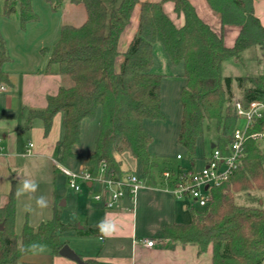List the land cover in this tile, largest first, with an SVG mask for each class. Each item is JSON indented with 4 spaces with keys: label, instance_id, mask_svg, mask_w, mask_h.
Listing matches in <instances>:
<instances>
[{
    "label": "trees",
    "instance_id": "obj_1",
    "mask_svg": "<svg viewBox=\"0 0 264 264\" xmlns=\"http://www.w3.org/2000/svg\"><path fill=\"white\" fill-rule=\"evenodd\" d=\"M53 9L61 8L67 0H46ZM84 3L88 18L82 25L64 22L48 60L46 74H58L61 83L55 94L47 96L43 108L31 109L25 129L36 118L44 122L49 133L56 114L62 113L63 137L59 141L64 156L74 154L80 142L82 122L96 118L101 122L95 148L89 153L87 169L97 175L105 164V175L120 176L124 151L139 161L151 175L157 165L150 145L153 135L144 127L146 119L165 117L162 111L161 83L163 74L153 70L154 46L162 43L170 61L184 64V84L179 98L182 114L177 141L196 158V147L210 122L216 123L222 137L215 145L224 148L239 118L233 106L234 83L245 103L264 101V72L257 76H224L222 65L229 57L239 58L244 50L259 45L264 56V25L255 11L256 0H207L221 20L216 31L203 20L189 0L141 1L139 28L124 53L120 69L116 59L120 54V36L130 21L140 0H113L108 9L104 0H69ZM171 1L179 25L166 12L165 2ZM19 12L22 28L39 16L31 0H4V12ZM226 25L240 26L234 44L224 40ZM11 61L5 38L0 32V85L9 82L4 64ZM58 65L52 71L51 64ZM264 127V116L257 120L249 133ZM175 166L166 165L173 170ZM246 194L248 202L238 201L230 189ZM264 189V151L257 140L248 137L242 165L229 182L211 187L209 203L193 207L189 223H168L160 238L165 241L196 244L200 252L212 245L213 264H264V205L256 190ZM16 190L13 185L9 200L0 207V264H20V258L42 248L59 254L65 241L62 233L75 229L77 235H99L104 223L78 228L64 223L59 215L37 228L25 223L21 234L15 231ZM36 264V263H23Z\"/></svg>",
    "mask_w": 264,
    "mask_h": 264
},
{
    "label": "crops",
    "instance_id": "obj_2",
    "mask_svg": "<svg viewBox=\"0 0 264 264\" xmlns=\"http://www.w3.org/2000/svg\"><path fill=\"white\" fill-rule=\"evenodd\" d=\"M141 1L145 0H140L136 4L130 21L120 36L118 43L120 54L116 59L117 69H120L124 53L138 31ZM189 1L195 6L200 17L214 30L221 29V20L207 0ZM115 6L116 4L113 3V7L108 9L111 10ZM61 8L65 19L63 23L69 22L79 26L88 18L84 3L67 0ZM164 8L177 24H183V15L176 13L171 1L165 2ZM255 11L264 25V0L255 1ZM239 31L240 26L226 25L225 44L232 46ZM8 62L4 64V70L8 73L9 82L3 83L7 89H0V138L4 145V150L0 152V207L8 202L9 193L14 185L16 190L15 231L17 234H21L26 222L37 228L41 222L53 219L56 214L64 223L77 225L78 228L99 222L104 223L103 231L99 235L81 236L76 234L75 229L62 234V240L69 246L71 245L79 255L80 262L60 253L54 254L49 248H42L23 255L20 258V264H213L212 245L206 251L200 252L196 244H182L160 238L165 224L189 223L192 220V209L196 207L189 198L176 199L170 190L165 189L162 174L160 181L150 175L156 187L145 189L143 187L140 190L135 210L128 196H125L117 207L107 208L103 201H97L94 198L95 186L97 185L99 191L102 188L101 185L84 184L83 186L88 189L87 192L93 196V201L85 209V218L81 220L83 222L79 220L77 212L79 194H76L72 216H67L63 208L67 205V201L62 200L63 204H58L64 196L58 186V174L66 177L67 181L68 177L56 164L60 163L56 155L59 152L62 153L59 144L64 132L62 113L59 112L54 117L49 133L45 132L44 122L40 118H36L32 126L25 129L24 125L31 109L38 107L31 104L24 105L25 96L17 93L15 84L6 69ZM164 75L169 76L170 74L164 72ZM182 78L184 79L183 73ZM234 88H237L236 83H234ZM55 93L44 91V103L40 108L46 106L47 96ZM239 97L240 95H235V98ZM178 165L180 163L174 166ZM86 168L87 162L81 169ZM164 169L165 167L161 169V173ZM25 179L35 182V191L18 194L22 181ZM84 191V188L81 191L74 190L76 193H84ZM41 198L47 202V206H41L38 203ZM63 235H69L72 241L67 237L65 239ZM148 239L154 240V245H148Z\"/></svg>",
    "mask_w": 264,
    "mask_h": 264
},
{
    "label": "rangeland",
    "instance_id": "obj_3",
    "mask_svg": "<svg viewBox=\"0 0 264 264\" xmlns=\"http://www.w3.org/2000/svg\"><path fill=\"white\" fill-rule=\"evenodd\" d=\"M104 2L108 8L113 7L114 2L112 0H104ZM31 4L39 19L28 22L25 28H22L19 12L6 15L4 12V0H0V32L6 40L11 57V61L6 64V69L15 84L17 93H22L25 96V106L31 104L39 109L44 103L43 92L55 93L61 83V76L57 74L47 75L45 74V69L65 19L63 9H53L52 5L46 0H31ZM169 13L171 14V12ZM50 68L55 72L58 70V65L53 63ZM153 70L163 75L164 72L170 74L169 76L164 75L161 83L162 111L165 117L156 120L146 119L144 121L145 129L153 135L150 152L153 160L157 163L150 172L154 179L160 181L162 168L166 165L174 166L179 163L189 164L190 154L177 141L182 114L179 92L184 83L182 78L184 64L175 65L171 63L163 44L159 42L154 46ZM263 71L264 56L259 45L247 48L239 58H227L222 65V74L234 78L245 75L257 76ZM234 92L236 96L240 95L238 88ZM100 122L101 111L98 112L96 118L85 119L82 122L80 142L74 146V154L64 156L63 153L59 152L56 155L59 162L73 169H81L87 162L88 154L95 148ZM220 137H222V133L217 129L216 123L214 121L210 122L204 137L197 143L195 154L196 168H200L205 164V158L213 149L212 144L216 143ZM257 143L264 151V141L260 140ZM178 154H182L183 158H177ZM119 158L123 162V176L135 173L143 180V189L156 187L153 179L143 170L139 161L130 151H124L119 155ZM58 186L64 194L58 204H63L62 200L67 201V205L63 207L67 216H72L76 194H79L77 212L79 220H83L86 215V207L92 204L93 201V196L87 192L88 189L83 186L85 189L84 193L74 192L67 178L60 174H58ZM94 190L98 191L97 185ZM230 191L236 196L238 201L248 202L246 194L238 198L237 195H240V192L234 191L233 188ZM255 193L258 198L263 199L264 205V189L256 190ZM66 237L72 241L69 235L64 236L65 239Z\"/></svg>",
    "mask_w": 264,
    "mask_h": 264
},
{
    "label": "built area",
    "instance_id": "obj_4",
    "mask_svg": "<svg viewBox=\"0 0 264 264\" xmlns=\"http://www.w3.org/2000/svg\"><path fill=\"white\" fill-rule=\"evenodd\" d=\"M0 89L7 88L0 85ZM233 106L238 115L239 124L224 148L215 145L205 158V164L200 168H196V160L190 159L189 164H180L173 170L165 168L162 171L165 189L170 190L176 199L189 198L196 207L206 206L210 200L211 187L229 182L235 171L242 165L248 137L264 141V127L249 133V129L264 116V101L253 100L247 104L240 98H234ZM3 150L4 145L0 138V152ZM177 157L183 158L182 154H178ZM56 164L68 177L69 185L75 191H81L83 185L87 183L98 184L102 188L94 193V198L97 201H103L107 208L117 207L120 201L128 196L133 203V209H136L140 190L144 187L143 180L137 174L106 176L104 164L99 173L94 175L87 168L74 170L60 163ZM147 243L154 245L155 241L148 239Z\"/></svg>",
    "mask_w": 264,
    "mask_h": 264
},
{
    "label": "clouds",
    "instance_id": "obj_5",
    "mask_svg": "<svg viewBox=\"0 0 264 264\" xmlns=\"http://www.w3.org/2000/svg\"><path fill=\"white\" fill-rule=\"evenodd\" d=\"M35 188H36V184H35L34 181L29 180V179H25V180L22 181V186L19 189L18 194H24V193H27V192L35 191ZM38 203L41 206H47V202L43 198H41L38 201Z\"/></svg>",
    "mask_w": 264,
    "mask_h": 264
},
{
    "label": "water",
    "instance_id": "obj_6",
    "mask_svg": "<svg viewBox=\"0 0 264 264\" xmlns=\"http://www.w3.org/2000/svg\"><path fill=\"white\" fill-rule=\"evenodd\" d=\"M215 146V143L212 144V147ZM4 228V224L0 223V229L2 230ZM60 254L66 257H69L73 260H76L78 262L81 261L79 255L68 245L64 244L62 248L60 249Z\"/></svg>",
    "mask_w": 264,
    "mask_h": 264
}]
</instances>
